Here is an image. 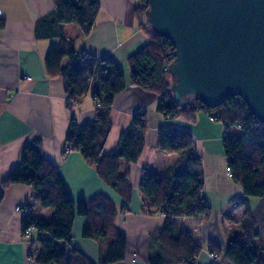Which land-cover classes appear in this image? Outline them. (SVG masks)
<instances>
[{
	"label": "trees",
	"instance_id": "16d2710c",
	"mask_svg": "<svg viewBox=\"0 0 264 264\" xmlns=\"http://www.w3.org/2000/svg\"><path fill=\"white\" fill-rule=\"evenodd\" d=\"M99 9L96 0H54L52 17L38 21L35 32L37 38H58L56 43L49 45L43 62L48 76L62 79L67 109L79 103L92 89L94 118L80 127L74 119L70 120L65 137L70 150L78 151L86 163L94 167L100 180L122 198L129 199L131 186L128 166L138 160L145 146V113L133 114L129 126L118 135L114 149L104 152L112 128L114 98L125 89L122 72L112 58L78 51L63 34L57 35L55 32L57 27L75 24L81 35L87 36ZM147 9L148 0H136L133 11L139 26L144 25ZM2 26L0 19V28ZM144 30L148 41L126 61L128 85L157 95L159 101L156 110L166 119L179 118L195 124L199 111L213 114L215 121L223 125L222 147L229 176L242 189V197H232V200L240 201L247 197L259 200L253 210L246 204L242 214L244 225L228 240L224 251L215 242H207L209 253L218 258V263L215 260L211 264H264V247L260 239L264 232V124L249 113L239 97L228 98L216 108H207L197 100L184 106L174 103L167 91L172 82L167 70L173 60L172 45L154 31ZM63 58H67L68 62L61 67ZM88 70L93 75L90 88L86 79ZM156 145L161 151L174 153L176 161L163 168L158 176L144 173L140 181L142 212L148 215L166 214L163 227L151 234L160 252L147 262L194 264L200 248L186 230H181L177 237L172 231L174 218H194L197 224L209 219L211 207L201 195L202 159L187 129L159 128ZM40 146L39 138L26 142L20 152L18 167L0 183V200L6 187L21 183L31 186L32 199L41 208L52 212L49 220L27 215L21 223L22 234L28 228L36 233L35 240L39 245L36 263L91 264L78 250L70 248L66 251L57 244L63 241L70 245L77 216L85 218L81 237L97 244V264H114L124 260L126 237L116 224L118 209L112 200L104 195H95L74 201L66 192L56 167L42 156ZM162 206L165 208L162 209Z\"/></svg>",
	"mask_w": 264,
	"mask_h": 264
},
{
	"label": "crops",
	"instance_id": "0c3cea01",
	"mask_svg": "<svg viewBox=\"0 0 264 264\" xmlns=\"http://www.w3.org/2000/svg\"><path fill=\"white\" fill-rule=\"evenodd\" d=\"M96 1L100 9L87 36H82L75 24L57 27L55 32L63 34L78 51L112 58L122 72L125 89L114 98L112 128L104 152L114 149L118 135L129 126L137 109L145 113V146L138 160L128 166L130 198H122L100 180L94 167L88 165L78 151H63L70 120L74 119L78 127L91 122L95 105L91 89L79 103L67 109L62 79L50 77L45 71L44 55L58 38H37L35 31L38 21L52 17L54 0H0L3 21L0 28V183L18 167L23 145L32 138H39L42 156L56 167L66 192L74 201L104 195L118 209L116 224L126 237V254L124 260L114 264H148V259L160 252L151 234L163 227L165 219L142 212L140 181L144 173L158 176L163 168L176 161L174 153L157 148L158 129L165 126L187 129L202 159L201 195L211 207V213L203 224H197L194 218H174L172 232L177 237L181 230H186L200 248L194 264H211L214 260L207 250V242H215L224 251L228 240L244 225L242 214L246 204L253 210L259 200L251 197L232 200V197H242V189L228 175L222 147L224 129L220 122L212 121L204 111L197 113L195 124L179 118L166 119L156 110L157 95L128 85L127 58L148 41L146 31L138 25L134 15L136 0ZM67 62V58H63L61 67ZM32 196V187L21 183L11 184L3 191L0 264H26L28 254L34 258L38 254L36 233L33 232L31 243H27L21 233V223L27 215L15 210L16 205L27 202L32 208L30 216L49 220L52 212L41 208ZM84 223L85 218L77 216L70 245L63 241L57 244L66 251L74 248L91 264H97V244L81 237Z\"/></svg>",
	"mask_w": 264,
	"mask_h": 264
},
{
	"label": "water",
	"instance_id": "95a60500",
	"mask_svg": "<svg viewBox=\"0 0 264 264\" xmlns=\"http://www.w3.org/2000/svg\"><path fill=\"white\" fill-rule=\"evenodd\" d=\"M143 22L172 45L174 103L239 97L264 124V0H148Z\"/></svg>",
	"mask_w": 264,
	"mask_h": 264
},
{
	"label": "built area",
	"instance_id": "2783aa9c",
	"mask_svg": "<svg viewBox=\"0 0 264 264\" xmlns=\"http://www.w3.org/2000/svg\"><path fill=\"white\" fill-rule=\"evenodd\" d=\"M91 59H93L91 57ZM86 79H87V86L90 88V85L93 81V75H92V71L91 70H88L86 72ZM136 113H141V110L140 109H137L136 110ZM63 151L65 152H69L70 151V146L67 142L64 143V146H63ZM228 175H229V172H228ZM165 206H162V209H164ZM15 210L16 212H21L25 215H30L32 213V208L27 204V203H19L18 205H16L15 207ZM161 217L165 218L166 214L164 212H162L160 214ZM32 234H33V230L31 228H28L25 233H23V237L27 240V243H31V237H32ZM213 258V260L215 261V254L211 253L210 254ZM26 264H37L36 261H35V258L32 256V255H29L27 258H26Z\"/></svg>",
	"mask_w": 264,
	"mask_h": 264
},
{
	"label": "rangeland",
	"instance_id": "374dc122",
	"mask_svg": "<svg viewBox=\"0 0 264 264\" xmlns=\"http://www.w3.org/2000/svg\"><path fill=\"white\" fill-rule=\"evenodd\" d=\"M140 27H142V28L144 29V28H146V24H144V25H142V26H140ZM209 117H210V119H211L212 121H215V117H214L213 114H210ZM250 199H254V201H256L257 198H255V197H251ZM257 200H258V199H257ZM155 215H159V214H155ZM35 216H37V215L35 214ZM159 216H160V215H159ZM260 239H261L262 246L264 247V232L260 235ZM262 254H263V256H264V250H263V253H262ZM211 257H212V256H211ZM215 260L218 261L217 256H215Z\"/></svg>",
	"mask_w": 264,
	"mask_h": 264
},
{
	"label": "bare ground",
	"instance_id": "6f19581e",
	"mask_svg": "<svg viewBox=\"0 0 264 264\" xmlns=\"http://www.w3.org/2000/svg\"><path fill=\"white\" fill-rule=\"evenodd\" d=\"M141 110V109H140ZM143 111L141 110V113H142ZM135 113H136V111H135ZM23 235V234H22Z\"/></svg>",
	"mask_w": 264,
	"mask_h": 264
}]
</instances>
